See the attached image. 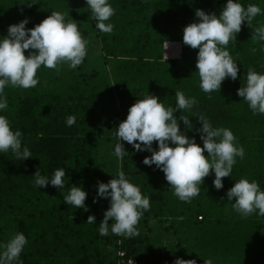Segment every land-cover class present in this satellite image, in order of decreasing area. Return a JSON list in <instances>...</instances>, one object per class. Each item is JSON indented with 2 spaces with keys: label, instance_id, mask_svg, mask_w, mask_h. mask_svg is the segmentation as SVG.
<instances>
[{
  "label": "trees",
  "instance_id": "trees-1",
  "mask_svg": "<svg viewBox=\"0 0 264 264\" xmlns=\"http://www.w3.org/2000/svg\"><path fill=\"white\" fill-rule=\"evenodd\" d=\"M39 2L27 7L20 4L23 0H0V35H7L9 25L26 17V27L32 28L52 10L61 11L76 20L88 40L87 56L75 70L67 65L59 72L42 67L35 88L5 89L8 109L0 114L22 131V143L33 157L22 161L11 151L0 153V244L23 232L28 240L20 256L23 264H174L177 257L195 259L197 264L208 258L214 264H264V217L243 218L232 209L235 198L227 199V191L239 178L257 180L264 189V115L253 114L237 94L243 83L240 77L249 68L264 71V42L251 37L254 27L264 24V15L253 20V28L244 22L237 41L228 45L240 64L237 80L225 79L220 92L206 94L195 72L198 49L183 43V28L198 19L196 9L219 14L227 0H109L116 10L111 33L97 29L86 0ZM241 3L264 9V0ZM166 41L182 43L180 58L164 59ZM176 91L198 101L188 113L194 129L187 135L202 146L195 130L201 127L195 116L202 114L214 127L230 128L245 150L232 176L223 178L222 189H215L213 172L190 203L174 195L163 171L143 164L151 153L136 152L123 142L128 152L123 161L114 155L118 143L114 132L130 106L148 92L166 106H175ZM70 115L77 117L71 127L66 125ZM180 126L185 130L182 121ZM121 164L150 197L151 208L134 238L111 232L100 236L98 231L110 206L109 199L93 202L98 182L111 180ZM61 167L66 171L62 192L50 184L34 186L37 170L51 176ZM72 185L87 191L88 211L64 202ZM89 215H95L96 224L86 222Z\"/></svg>",
  "mask_w": 264,
  "mask_h": 264
},
{
  "label": "clouds",
  "instance_id": "clouds-1",
  "mask_svg": "<svg viewBox=\"0 0 264 264\" xmlns=\"http://www.w3.org/2000/svg\"><path fill=\"white\" fill-rule=\"evenodd\" d=\"M27 7L40 4L39 0H23ZM96 27L103 33H111L114 25L110 22L115 8L109 0H86ZM264 15V9L256 4L245 7L241 0H227L219 11L206 12L196 9V21L183 28V43L192 49H198L196 71L199 74V87L206 94L221 90L225 79L235 81L238 78L239 63L232 56L228 45L237 41L242 24L252 27L253 20ZM69 13L52 10L51 14L32 28L26 27L29 18L8 26L7 35H0V113L8 109L5 95L7 87L20 89L35 88L39 84L38 71L42 68L61 71V66L75 70L87 56L88 40L83 36L76 20L68 19ZM257 43L264 42V24L254 27L251 36ZM164 59L169 57L165 50ZM29 54L26 56L25 51ZM242 86L238 96L246 101L253 114L264 115V71L249 68L245 77H240ZM115 84V83H114ZM175 106L167 105L159 96L145 94L130 106L125 120L119 123L114 136L118 143L114 146V155L122 162L126 153L124 143L132 145L136 152H149L143 164L155 165L163 171L166 181L174 189V195L182 202L190 203L200 194L204 179L214 172L213 185L220 190L224 187L223 178L232 176L237 158L243 159L245 150L239 145L237 137L230 128L214 127L204 115H196L201 127L202 146L195 136L187 135L194 129L188 113H192L198 101L183 91H176ZM180 112L179 117L175 113ZM77 117L70 115L66 125L71 127ZM184 129L181 130L180 122ZM23 133L13 129L12 122L0 114V153L11 151L22 161L33 157L30 148L22 143ZM157 147H153V143ZM207 153V155H205ZM66 171L59 168L54 173L42 175L38 170L33 175L34 186L48 187L49 184L59 190L65 188ZM113 176V175H112ZM88 193L82 186L72 185L64 202L88 211L85 204ZM109 199L110 206L99 224V235L109 233L126 238L138 236V224L144 213L151 208L150 197L144 195L140 186L134 183L123 170L107 183L98 182L99 199ZM232 209L243 218L253 214L264 217V189L257 180L239 178L227 191V199L233 201ZM112 223H109V221ZM95 215H89L88 224H96ZM28 240L23 232L15 234L6 244H0V264H23L20 259ZM198 254V253H197ZM199 255V254H198ZM200 256V255H199ZM205 264H214L212 258L204 259ZM174 264H197L195 259L185 260L177 257Z\"/></svg>",
  "mask_w": 264,
  "mask_h": 264
},
{
  "label": "bare ground",
  "instance_id": "bare-ground-1",
  "mask_svg": "<svg viewBox=\"0 0 264 264\" xmlns=\"http://www.w3.org/2000/svg\"><path fill=\"white\" fill-rule=\"evenodd\" d=\"M181 54V45L177 42H170L169 43V48L167 49V55L168 56H173V57H178Z\"/></svg>",
  "mask_w": 264,
  "mask_h": 264
},
{
  "label": "rangeland",
  "instance_id": "rangeland-1",
  "mask_svg": "<svg viewBox=\"0 0 264 264\" xmlns=\"http://www.w3.org/2000/svg\"><path fill=\"white\" fill-rule=\"evenodd\" d=\"M170 43V42H169ZM169 58H171L170 56H169ZM180 58V57H179ZM106 151H111V150H109L108 148L106 149ZM112 159H113V154L112 153H110V156L107 158V160H106V163L110 166L111 165V161H112Z\"/></svg>",
  "mask_w": 264,
  "mask_h": 264
},
{
  "label": "built area",
  "instance_id": "built-area-1",
  "mask_svg": "<svg viewBox=\"0 0 264 264\" xmlns=\"http://www.w3.org/2000/svg\"><path fill=\"white\" fill-rule=\"evenodd\" d=\"M166 54H167V49H166ZM181 55H182V50H181V54H180V56H178V57H173V56L171 57V56H170V57H171V58H179V57H181ZM168 57H169V56H168Z\"/></svg>",
  "mask_w": 264,
  "mask_h": 264
},
{
  "label": "water",
  "instance_id": "water-1",
  "mask_svg": "<svg viewBox=\"0 0 264 264\" xmlns=\"http://www.w3.org/2000/svg\"><path fill=\"white\" fill-rule=\"evenodd\" d=\"M177 43H179L180 45H181V50H182V52H183V45H182V43L181 42H177ZM182 56V55H181Z\"/></svg>",
  "mask_w": 264,
  "mask_h": 264
}]
</instances>
